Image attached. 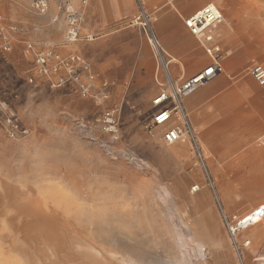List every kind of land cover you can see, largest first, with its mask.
<instances>
[{
    "label": "rangeland",
    "instance_id": "rangeland-1",
    "mask_svg": "<svg viewBox=\"0 0 264 264\" xmlns=\"http://www.w3.org/2000/svg\"><path fill=\"white\" fill-rule=\"evenodd\" d=\"M165 1L148 3L158 8ZM135 11L123 20L142 54V35L128 26ZM7 13L0 10L2 25ZM188 14L179 18L190 34L189 48L184 50L183 35L179 52L166 44L177 56L170 65L173 76L182 80L212 61L185 27ZM145 41L152 73L145 97L142 77L131 75L111 107L107 101L98 105L92 96L105 82L113 86L105 77L95 76L92 83L81 76L92 83L91 94L83 96L70 84L52 87L44 76L36 78L27 46L19 58L13 57L11 43L0 48V264H260L264 232L250 237L241 229L233 236L228 223L264 205V197L240 195L238 187L251 169L264 165V127H256L262 119L219 136L213 147L199 138L203 160L188 140L167 143L168 126L150 122L152 100L160 90L156 61ZM243 46L264 54L263 41ZM222 48L221 64L229 52L223 43ZM255 64L264 65V58L244 60L241 70L218 76L227 78L228 89L235 87L241 110L250 107L256 90L264 91L251 74ZM114 108L119 110L118 138L100 120ZM221 176L239 193L232 207L223 199ZM246 197L256 203L238 201Z\"/></svg>",
    "mask_w": 264,
    "mask_h": 264
},
{
    "label": "crops",
    "instance_id": "crops-1",
    "mask_svg": "<svg viewBox=\"0 0 264 264\" xmlns=\"http://www.w3.org/2000/svg\"><path fill=\"white\" fill-rule=\"evenodd\" d=\"M71 1L74 8L82 13L80 38L76 42L66 40L68 24L65 13L60 9V0H50L44 13L34 9L32 0H0V10L9 12L3 21L4 25L0 22V48L9 40L15 58H19L21 49L29 44L33 46L34 51L55 53L61 58L79 56L90 64L96 77H105L115 85L108 87L106 97H103L102 89L93 91V99L98 105L107 101L108 106H117L116 101L124 88L125 77L131 75L142 77L139 87L142 88L144 98L148 91L146 79L152 74L147 67L151 57L147 53L143 34L132 27L142 35L141 54L129 29H125L126 21L123 20L133 9L137 10L136 1L134 0V5L132 0H92L90 5H83L79 0ZM208 2L216 3L224 13V20L215 28L216 41L229 49L222 59V72L241 70L244 60L258 58V55L264 58V54H258L254 48L249 50L247 46H243L264 42L261 39V36H264V0H166L158 8L154 5V10L146 0L149 11L156 14L154 28L166 49V44H170L173 51L179 52L180 35L186 36L182 37L184 50L189 48L190 34L184 29L179 17L185 13H189V16ZM122 3L125 6H122ZM1 28L6 29L4 34ZM188 31L191 33L189 29ZM184 50L180 49L181 52ZM169 53L177 60L174 53ZM31 54L33 55L32 52ZM211 59L213 61L212 57ZM49 62L54 66L57 60L50 58ZM72 63L81 76H86L85 70L77 61ZM197 66L191 65L192 69ZM64 73L65 70L61 69L59 73L53 72L52 76L57 80L59 75ZM34 74L36 78L42 76L37 72ZM226 79L225 76L218 77L203 84L194 94L183 100V108L188 114L197 139L200 138L206 145L211 142V147L215 145L212 142L221 139V135H229L235 131L239 133L246 129L243 126L253 127L251 121L257 117L263 121L258 122L256 127H264V91L256 90L249 99L250 107L241 110L239 108L242 107V100L236 97L235 87H226ZM117 108L122 111L121 104ZM256 108L260 110L257 111Z\"/></svg>",
    "mask_w": 264,
    "mask_h": 264
},
{
    "label": "built area",
    "instance_id": "built-area-1",
    "mask_svg": "<svg viewBox=\"0 0 264 264\" xmlns=\"http://www.w3.org/2000/svg\"><path fill=\"white\" fill-rule=\"evenodd\" d=\"M135 1L137 10L128 19V25L136 27L147 39L157 65L154 78L160 91L152 100L155 112L150 122L153 126H168L163 133V139L169 144L185 140L190 141L195 154L199 159L203 160L202 148L188 114L183 108V100L196 92L201 85L214 80L222 73L223 68L220 58L223 48L216 41L215 28L224 20V13L216 3L208 2L199 10L184 18L185 26L197 37L206 52L213 58V61L194 75L182 80V78H174L173 76L170 65L175 58L169 53L157 34L154 28L155 17L149 11L146 0ZM32 4L36 11L44 13L49 7L50 0H32ZM60 9L65 13L68 24L66 40L68 42L78 41L80 38L79 25L82 13L74 8L70 0H60ZM5 30V28H1L3 34ZM9 43V40L4 43V49L10 47ZM28 49L33 53L35 71L46 77L52 87L70 84L83 96L91 94L95 74L87 61L81 59L79 56L61 58L55 53L46 54L34 51L31 44L28 45ZM50 58L57 60L54 66L49 62ZM73 61H77L81 65L80 67H83L85 74L92 83H87L81 79L80 73H78L75 65L72 63ZM61 69H64L65 73L59 75L57 80H55L52 76L53 72L59 73ZM251 74L260 85H264V65H253ZM103 86L102 95L106 97L109 83L105 82ZM118 117L119 110L114 108L105 111L100 119L105 125V129L114 138L119 137ZM11 123L14 129H18L16 121L11 120ZM262 218H264V205L254 208L243 216L236 217L232 222L228 223L229 231L235 236L241 229L255 224ZM250 242V240H247L246 244L248 245Z\"/></svg>",
    "mask_w": 264,
    "mask_h": 264
},
{
    "label": "bare ground",
    "instance_id": "bare-ground-1",
    "mask_svg": "<svg viewBox=\"0 0 264 264\" xmlns=\"http://www.w3.org/2000/svg\"><path fill=\"white\" fill-rule=\"evenodd\" d=\"M262 157L264 158V154H262ZM212 163H214L213 160H212ZM258 165H260V167L251 169L250 171H252V173L250 175L248 174L249 176H246L245 178L242 177L243 179H241L238 183L239 186L237 185L238 187H241L240 189L241 192L239 191L240 195L251 194V196L253 195L254 199L256 200L260 199L261 197H264V165L263 164H258ZM225 183L226 182L224 181V177H222V179L220 180V189L222 191L223 199L229 206L232 207L236 203L234 198L238 196L239 193H237L235 189L236 186L234 187L233 184L231 185V184H227V183L225 184ZM198 188H199V185H195L192 187L194 191H196ZM247 197L242 198L238 201L239 202L241 201L243 203L247 201V203H249L250 205H253L256 203V200L250 201L248 200L249 198ZM263 221H264V218H262L255 224L244 228L242 232L245 231L244 233H247V234L249 233L250 237H253L254 235L259 234V232H264L262 231L264 230ZM253 232L254 234H252ZM258 263L264 264V250H263V255L260 257V260L258 261Z\"/></svg>",
    "mask_w": 264,
    "mask_h": 264
}]
</instances>
